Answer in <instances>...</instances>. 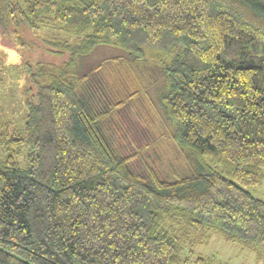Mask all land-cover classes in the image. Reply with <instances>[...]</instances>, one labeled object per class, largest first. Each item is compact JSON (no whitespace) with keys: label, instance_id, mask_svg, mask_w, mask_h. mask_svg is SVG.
<instances>
[{"label":"trees","instance_id":"1","mask_svg":"<svg viewBox=\"0 0 264 264\" xmlns=\"http://www.w3.org/2000/svg\"><path fill=\"white\" fill-rule=\"evenodd\" d=\"M0 41L19 52L4 64L24 112L0 114V264H182L210 227L264 250V201L247 190L264 184L263 0H0ZM102 45L126 54L80 72ZM108 64L133 99L162 83L185 169L139 171L119 151L113 107L89 89Z\"/></svg>","mask_w":264,"mask_h":264},{"label":"rangeland","instance_id":"2","mask_svg":"<svg viewBox=\"0 0 264 264\" xmlns=\"http://www.w3.org/2000/svg\"><path fill=\"white\" fill-rule=\"evenodd\" d=\"M2 43L7 47L0 46V114L9 110V119L14 120L24 112L23 107L21 109L20 97L16 94L15 76L11 74L9 65L4 63L17 64L20 57L18 51L11 49L6 42ZM125 54L126 52L116 47L98 46L79 60V71L91 69L100 60ZM22 55L25 56V53ZM49 60L59 61L56 58ZM89 84L91 100L96 110H106L109 104L113 107V115L105 123V129L123 155L137 156L136 160L132 161L133 168L143 171L144 163H149L163 177H168L171 170L179 172L185 169L187 159L170 138L173 127L159 101L163 91L162 83L148 90L147 96L140 95L141 97L133 99L131 93L136 88V83L125 69L119 65L108 64L94 74ZM159 87L162 90L158 89ZM118 102L123 103L121 107L114 106ZM10 109L14 111L13 115ZM23 121L22 119V122H17L16 129L20 130L19 134L23 130ZM24 158L25 150L19 158L21 168L25 166ZM189 161L194 163L191 159ZM247 190L254 197L264 201V184L249 187ZM181 246L182 264H194L197 257L207 258L209 264H264L263 249L249 242L229 240L219 229L213 227L203 234H193L182 242Z\"/></svg>","mask_w":264,"mask_h":264}]
</instances>
